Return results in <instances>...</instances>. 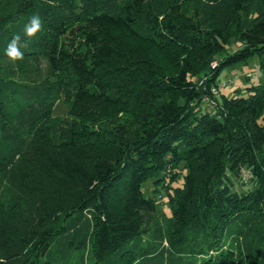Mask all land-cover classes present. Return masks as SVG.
<instances>
[{
    "label": "trees",
    "instance_id": "obj_1",
    "mask_svg": "<svg viewBox=\"0 0 264 264\" xmlns=\"http://www.w3.org/2000/svg\"><path fill=\"white\" fill-rule=\"evenodd\" d=\"M253 56L264 0H0V264H264V81L217 85Z\"/></svg>",
    "mask_w": 264,
    "mask_h": 264
},
{
    "label": "rangeland",
    "instance_id": "obj_2",
    "mask_svg": "<svg viewBox=\"0 0 264 264\" xmlns=\"http://www.w3.org/2000/svg\"><path fill=\"white\" fill-rule=\"evenodd\" d=\"M236 44L232 43L228 52L236 50ZM259 56L251 57L246 63L237 64L234 67L225 68L219 75L217 85L225 84L221 88V94L228 98L247 97L251 92L248 88L257 86L263 83L264 77L260 70ZM66 112L65 106L61 103H56L53 108V116L64 117ZM144 196L149 194V189H145ZM164 203H158L157 210L159 213L169 214V208L164 199ZM159 202V201H158Z\"/></svg>",
    "mask_w": 264,
    "mask_h": 264
},
{
    "label": "clouds",
    "instance_id": "obj_3",
    "mask_svg": "<svg viewBox=\"0 0 264 264\" xmlns=\"http://www.w3.org/2000/svg\"><path fill=\"white\" fill-rule=\"evenodd\" d=\"M42 28V21L38 14L29 18V22L25 25L23 35L17 33L7 46L6 56L10 62L19 61L23 58L21 48H26L36 34Z\"/></svg>",
    "mask_w": 264,
    "mask_h": 264
},
{
    "label": "built area",
    "instance_id": "obj_4",
    "mask_svg": "<svg viewBox=\"0 0 264 264\" xmlns=\"http://www.w3.org/2000/svg\"><path fill=\"white\" fill-rule=\"evenodd\" d=\"M212 67H214V64L212 65ZM224 86H225V84H222V85H220L219 88H222V87H224ZM219 88H218V89H215V90L212 91V93L214 94L213 97H215V96L218 95V93H219V91H218ZM204 100H205V102H206L210 107L213 105L212 101H210L208 97L205 98Z\"/></svg>",
    "mask_w": 264,
    "mask_h": 264
},
{
    "label": "crops",
    "instance_id": "obj_5",
    "mask_svg": "<svg viewBox=\"0 0 264 264\" xmlns=\"http://www.w3.org/2000/svg\"><path fill=\"white\" fill-rule=\"evenodd\" d=\"M220 93H221V90H220Z\"/></svg>",
    "mask_w": 264,
    "mask_h": 264
}]
</instances>
